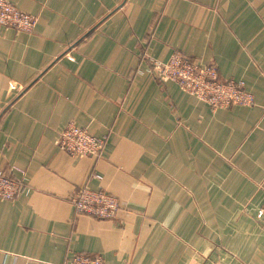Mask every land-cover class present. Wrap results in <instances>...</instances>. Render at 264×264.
Returning <instances> with one entry per match:
<instances>
[{
	"label": "crops",
	"instance_id": "1",
	"mask_svg": "<svg viewBox=\"0 0 264 264\" xmlns=\"http://www.w3.org/2000/svg\"><path fill=\"white\" fill-rule=\"evenodd\" d=\"M8 1L36 26L0 28V170L28 188L0 201V264H264V0ZM175 52L254 104L158 83L149 60ZM69 123L104 138L99 159L56 146ZM85 183L114 219L75 213Z\"/></svg>",
	"mask_w": 264,
	"mask_h": 264
},
{
	"label": "built area",
	"instance_id": "2",
	"mask_svg": "<svg viewBox=\"0 0 264 264\" xmlns=\"http://www.w3.org/2000/svg\"><path fill=\"white\" fill-rule=\"evenodd\" d=\"M35 26L34 16L21 12L8 0H0V28L31 34ZM148 72L158 83H174L181 91L207 104L211 111L232 106L251 107L254 104L252 95L246 91L242 81L220 80L213 64L201 67L178 52L173 53L166 62L149 60ZM56 146L72 158L97 160L103 151L104 138H97L86 128L69 123L59 133ZM27 191L23 172H20L19 178H15L10 171L0 170L1 202H13ZM70 202L76 214L100 220L114 219L121 206L115 196L104 191H93L86 183L73 191ZM255 219L264 229V207L256 210ZM68 264L103 262L99 256L76 254Z\"/></svg>",
	"mask_w": 264,
	"mask_h": 264
},
{
	"label": "rangeland",
	"instance_id": "3",
	"mask_svg": "<svg viewBox=\"0 0 264 264\" xmlns=\"http://www.w3.org/2000/svg\"><path fill=\"white\" fill-rule=\"evenodd\" d=\"M88 130V129H87Z\"/></svg>",
	"mask_w": 264,
	"mask_h": 264
}]
</instances>
